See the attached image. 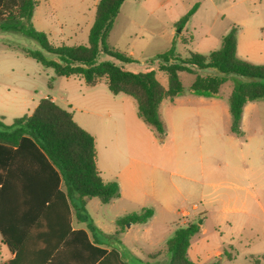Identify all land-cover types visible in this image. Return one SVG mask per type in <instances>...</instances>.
Returning <instances> with one entry per match:
<instances>
[{
  "label": "rangeland",
  "instance_id": "1",
  "mask_svg": "<svg viewBox=\"0 0 264 264\" xmlns=\"http://www.w3.org/2000/svg\"><path fill=\"white\" fill-rule=\"evenodd\" d=\"M38 2L33 18L35 28L46 32L53 44L68 46L88 44L90 26L87 28L86 25L90 21V16L91 20L94 16L92 9L89 10L92 12L90 14L84 5L90 4V0H38ZM199 3L202 7L195 15ZM195 6L194 13L182 24L184 17ZM218 9L222 11V18L219 17L221 12ZM222 19L224 22L233 21L239 27L238 56L254 63H264V0H214L213 2L127 0L109 34L107 46L135 61L126 64L130 70L141 72L154 69L157 80L168 88L169 76L159 70L160 63L154 58L171 49L170 44L165 41L170 30H176L177 34L176 55L182 58H189L191 54L209 55L221 45L214 40V37ZM75 23H80V27H76ZM61 25L64 27L62 38ZM24 48L40 49L38 43L28 37L17 33L0 32V69L13 68L15 72L40 73L43 78H47L50 91L55 84L54 93L51 95L62 97L65 101H71L72 105H77L78 121L81 117H85L93 122L89 129L97 136L100 144L99 166L107 178L113 170V163L109 160V153L104 146V135L98 127L99 124H106L105 118L97 111L93 114L86 113L85 110L87 107H93L104 112L110 108V101L106 96L115 98V95L109 91L107 81L103 79L93 87L87 85L80 77L74 76L68 80L58 79L59 81L54 83L52 78H57L54 70L44 67L26 55ZM17 57L19 60H16ZM100 60H111L116 64H122L106 55H102ZM195 72L206 75L211 71L196 70ZM179 75L185 91L176 105L182 106L181 101L186 100L185 98L194 100L200 95L190 89L195 74L184 71ZM235 81V77H231L222 86L220 95L212 96L217 98L225 113L222 119L216 122L213 130H203L201 126L196 128L203 134L201 139L198 138L191 144L184 143L185 128L180 126L182 116L174 112L176 109L173 107V99H165L160 106V114L167 132L165 140L160 141L152 129L141 121L146 133L152 139L150 149L148 139L144 145L147 147L145 151L153 156L152 162L156 161L157 153L160 152L158 147L164 148L169 155L168 168L178 173L174 179L185 192V197L179 199L177 207L179 210L192 211L193 204L197 203L200 206L199 212L205 214L202 218H197L194 223H200L206 217L204 227L207 233L202 238L209 248L221 247L226 251L223 264H264V100L253 101L246 105L241 121L243 134H234L231 131L229 98ZM116 98L125 103L127 112L137 111V102L133 97L120 94ZM197 103L195 101L193 104ZM131 143L130 153L140 154L142 152L140 140H131ZM177 145H180L186 158L214 155L215 160L208 169L203 168L200 161L194 167L193 160L185 159L183 164L185 172H182L181 169H176L173 160ZM207 171L216 175L215 187L208 189L203 184H198L199 193L189 194L191 186L198 185L189 181L187 177L200 176L202 181V172ZM203 193L207 194L203 195ZM208 193L211 194L213 202L210 207L204 208L200 204L205 205V202H208L210 199ZM123 209L113 203H103L99 198H94L87 206L93 221L99 223L105 230L116 227V220L123 214ZM206 210L209 213H206ZM176 211L171 214L160 211L150 225L148 235L145 233L144 225H136L128 235L121 238L125 249L120 251L128 264H132L135 258L158 264L170 263L171 254L167 250V241L178 229L188 225L183 223L184 219ZM128 225L129 223L124 228ZM109 235H111L110 238L107 237L109 241L117 242L120 238L113 233ZM211 262L213 261L207 263Z\"/></svg>",
  "mask_w": 264,
  "mask_h": 264
},
{
  "label": "trees",
  "instance_id": "2",
  "mask_svg": "<svg viewBox=\"0 0 264 264\" xmlns=\"http://www.w3.org/2000/svg\"><path fill=\"white\" fill-rule=\"evenodd\" d=\"M126 0H99L88 44L55 45L44 31L33 24L38 0H0V32L17 33L36 41L40 49L24 48V53L58 77H82L89 86L105 79L114 95H128L137 102L139 118L164 141L167 135L160 106L165 99L184 94L180 72L195 74L190 87L200 96H219L222 86L235 77L229 98L231 131L242 135L241 121L245 106L264 100V63H254L238 56L239 27L233 26L222 38L218 49L209 55H176L175 44L157 55L159 70L169 76L165 88L156 71L130 70L132 58L111 50L107 40ZM196 6L184 17L194 13ZM102 55L111 60H100ZM200 72L211 71L206 75ZM94 137L82 128L72 112L50 98L42 99L31 115L15 118L7 125L0 120V236L16 258L5 264H126L116 250L108 252L92 241L85 231H72L71 207L80 222L94 230L87 203L99 198L109 203L120 196L117 181L104 182L96 164ZM62 182L66 191H62ZM152 208L134 212L116 220L146 223ZM200 233V225L189 223L167 241L169 264H197L188 249ZM63 247V248H62ZM208 264H221L219 260Z\"/></svg>",
  "mask_w": 264,
  "mask_h": 264
},
{
  "label": "crops",
  "instance_id": "3",
  "mask_svg": "<svg viewBox=\"0 0 264 264\" xmlns=\"http://www.w3.org/2000/svg\"><path fill=\"white\" fill-rule=\"evenodd\" d=\"M98 1L99 0H90V4L84 5V8L87 9L88 12H90V8L92 9L93 13L90 12V14L92 13V15L94 16L93 20H91L92 17L90 16V21H88V25H86L87 28L90 26V30L95 21L96 6ZM210 1L213 2L214 0ZM201 7L202 6L199 3L195 15L201 10ZM218 10L219 12H221L219 13V17L222 18V11L221 9ZM223 19L215 30L216 36L214 37V40L219 43L222 42V38L229 32V30L233 26H237V23L233 21L224 22ZM74 25L76 27H80V23H75ZM60 36L61 38L64 36L63 25L60 26ZM239 36L240 35L238 33V52ZM176 40V30H170V32L166 36L165 41L168 45L170 44V46L172 47L176 43ZM16 60H19V57H17ZM70 78L72 77L57 76V78L53 77L52 79L54 83H56L57 81H59L58 79L68 80ZM80 78L83 79L82 77ZM54 89L55 84L52 85L50 91V89L48 88L47 78H43L40 73L38 74L37 72L33 73L28 71L15 72L13 68H10L8 70L5 68H1L0 120H2L5 124L10 125L12 124L15 118L23 117L25 115H31L34 110L38 107L42 99L50 98L62 108L72 112L74 120L82 128L91 133L96 143V164L103 181H117L120 186V196L116 199H113L109 203H113L118 207L121 206L122 208H124L123 214L120 217L134 212H141L145 208H152L154 210V214L146 223H129L128 227L126 228H120L117 226L116 223V227L114 229L109 230L102 229L103 227H100L99 223L93 221L95 229L92 230L90 229L87 223L79 221L75 208L71 207L72 231H85L92 241L95 240L96 242L101 243L99 245L101 248L108 250V252L112 250L118 251L123 257L124 262L128 264L124 255L120 251L121 249H125L122 246L121 238L128 235L136 225H144L146 227L145 233L148 235L150 232V225L154 222L160 211L171 214L178 209L177 204L179 199H183L185 197L184 190L177 185L174 179V176L178 173L176 171H171V169L168 168L169 155L166 154L164 148L158 147L160 152L157 153L156 161L152 162L153 156L151 153L148 154L145 151L147 147H145L144 145L145 141L148 139L150 146V144L152 143V139L150 135L146 133V130L144 129V126L142 124L143 121L139 118L138 112H127L125 103L122 102V100H116L118 99L116 97H118L120 95L119 94L115 95V98H110L109 96H106L107 100L110 101V108L106 109L104 112L98 111L96 108L93 107H87L85 109L87 111L86 113L91 112L94 114V111H97L98 114H101L105 118L106 124H99L98 127L100 129V132H102L104 135V146L106 151L109 153V160H111L113 163V170L110 171L109 176L105 178L104 172L99 166L100 144L98 143L97 136L94 135L89 129L90 124H93V122L89 118L85 117H81L80 121H78L76 117L77 105H72L71 101H65V99L62 97L51 95L54 93ZM183 95L184 94L177 96L173 99V107L176 109L174 112L179 113V116H182L180 126L185 128L183 134L184 143L191 144L195 140H198V138L201 139L203 137V134L197 131L196 128L201 126L203 130H213L217 124L216 122L222 119L223 114L225 113V109L220 106V104L217 102V98H212V96H199V98H194V100H191L192 98L188 100L187 98H185L186 100L181 101L182 106L176 105V102L180 101L179 99H181L180 97H183ZM195 101L198 102L196 105L193 104ZM137 139L141 142L140 144L142 147V152L140 154L130 153L129 148L132 144L131 140L136 141ZM150 148L151 146L149 147V149ZM181 149L182 148L180 147V145H177L175 147L173 160H175L176 169H181L182 172H185L183 167L185 159L193 160L192 166L194 167L196 163L200 161L202 167H207L208 169L212 161L215 160L214 155H200L199 158L188 156L186 158L185 154L181 151ZM163 161L164 163H162ZM201 177H203L202 181L200 180V176H189L187 178L189 181L196 183V185L203 184L208 189L215 187V174L208 171L202 172ZM199 185H192L189 194H198ZM60 188L62 191H66V185L64 182H62ZM212 193L213 192H211V194ZM206 194L207 193H203V195ZM208 194L210 197V199L208 198V202L203 201L205 202V205H203L202 203L200 204L204 208L210 207L213 202L211 194ZM93 199L94 198L88 201L87 206ZM199 209L200 206L196 203L193 204L191 209L192 211L187 209H178L176 212L177 214L181 215V217L184 219V224H189L194 223L197 218L200 219L202 218L203 214H205L204 212H199ZM205 212L209 213L207 210ZM205 218H203V221H201L200 223H197L200 225V233L193 239L188 249V255L190 259L197 264H208L207 262L211 260H219L221 264H223V257L227 254L226 251L221 247L209 248L208 244H206L207 242H205V240L202 238V236L207 233V229L204 227V222L206 220ZM111 233L120 237L117 242L108 240L107 237L110 238L111 235L109 234ZM15 258L16 252L11 251L8 246L2 242L0 236V264H5L10 261H13ZM132 264L158 263H152L149 261L145 262L140 258H135V260H132Z\"/></svg>",
  "mask_w": 264,
  "mask_h": 264
}]
</instances>
